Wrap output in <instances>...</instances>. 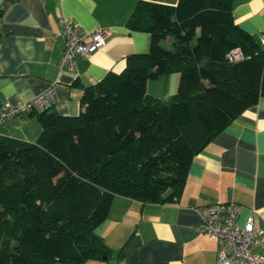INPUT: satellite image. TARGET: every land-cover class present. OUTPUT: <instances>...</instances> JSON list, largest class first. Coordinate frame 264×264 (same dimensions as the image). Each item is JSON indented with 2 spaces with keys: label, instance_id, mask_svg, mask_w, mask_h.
Listing matches in <instances>:
<instances>
[{
  "label": "trees",
  "instance_id": "16d2710c",
  "mask_svg": "<svg viewBox=\"0 0 264 264\" xmlns=\"http://www.w3.org/2000/svg\"><path fill=\"white\" fill-rule=\"evenodd\" d=\"M231 1L138 0L125 25L150 34L148 51L85 86L77 115L34 113L35 142L0 135V264L107 258L95 229L115 195L178 199L193 158L264 97L263 45L235 23ZM235 47L244 57L228 62ZM171 73L173 95L147 93L148 80Z\"/></svg>",
  "mask_w": 264,
  "mask_h": 264
},
{
  "label": "crops",
  "instance_id": "0c3cea01",
  "mask_svg": "<svg viewBox=\"0 0 264 264\" xmlns=\"http://www.w3.org/2000/svg\"><path fill=\"white\" fill-rule=\"evenodd\" d=\"M137 1L0 0V135L35 142L42 132L34 113L2 120L3 104L28 101L54 86L56 101L48 111L77 115L85 86L108 72H120L128 54L148 51L150 34L125 25ZM146 1L175 5L178 0ZM231 2L235 23L262 41L264 0ZM62 16L81 30L107 31L100 49L76 58L74 72L58 66L66 44ZM169 41L166 38L163 43L169 45ZM178 79V73L159 76L153 83L171 81L169 86L159 93L155 86L148 89L147 82L146 91L157 97L173 95ZM217 201L238 204L239 225L252 215L255 226L264 230V97L193 158L178 199L142 203L115 195L107 218L95 229L110 253L83 264H216L218 242L197 232L196 226L198 208ZM252 252L264 255V234Z\"/></svg>",
  "mask_w": 264,
  "mask_h": 264
},
{
  "label": "built area",
  "instance_id": "2783aa9c",
  "mask_svg": "<svg viewBox=\"0 0 264 264\" xmlns=\"http://www.w3.org/2000/svg\"><path fill=\"white\" fill-rule=\"evenodd\" d=\"M66 44L58 66L60 69L74 72L75 60L86 58L105 44L107 31L95 29L85 31L78 28L66 17L59 19ZM264 48V37L261 41ZM244 57L239 47L231 49L226 58L234 63ZM56 101L55 87L50 86L28 101L16 104L5 103L2 106L1 119L22 113H41L48 111ZM239 206L234 202H214L198 208L199 222L196 231L218 242L216 264H264V255L252 252L259 244L264 230L257 228L252 215L244 225L236 221Z\"/></svg>",
  "mask_w": 264,
  "mask_h": 264
},
{
  "label": "rangeland",
  "instance_id": "374dc122",
  "mask_svg": "<svg viewBox=\"0 0 264 264\" xmlns=\"http://www.w3.org/2000/svg\"><path fill=\"white\" fill-rule=\"evenodd\" d=\"M162 45H164V46H166V43L164 42ZM175 74V73H174ZM155 79H152V80H148L147 82H149L148 83V89H151V88H153V86H155L156 87V89L158 88L159 89V93H161V92H163L164 90V87H166V85H168L169 86V83H171V81H169L168 83L167 82H165L164 83V81L162 82V83H160V81H157V83H153V81H154ZM176 88H177V86H176ZM158 91V90H157ZM161 95H163V94H161ZM159 96V95H158ZM171 96V95H170ZM160 97V96H159ZM167 97H169V95H167ZM166 96H162V98H167Z\"/></svg>",
  "mask_w": 264,
  "mask_h": 264
},
{
  "label": "water",
  "instance_id": "95a60500",
  "mask_svg": "<svg viewBox=\"0 0 264 264\" xmlns=\"http://www.w3.org/2000/svg\"><path fill=\"white\" fill-rule=\"evenodd\" d=\"M103 258H105V256Z\"/></svg>",
  "mask_w": 264,
  "mask_h": 264
}]
</instances>
